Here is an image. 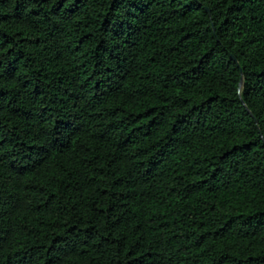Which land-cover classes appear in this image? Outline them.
Here are the masks:
<instances>
[{
  "label": "trees",
  "instance_id": "obj_1",
  "mask_svg": "<svg viewBox=\"0 0 264 264\" xmlns=\"http://www.w3.org/2000/svg\"><path fill=\"white\" fill-rule=\"evenodd\" d=\"M0 264H264V0H0Z\"/></svg>",
  "mask_w": 264,
  "mask_h": 264
}]
</instances>
